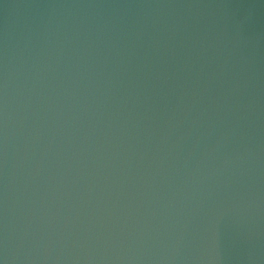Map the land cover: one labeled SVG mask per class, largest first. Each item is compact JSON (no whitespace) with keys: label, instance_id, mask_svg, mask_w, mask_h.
<instances>
[{"label":"water","instance_id":"water-1","mask_svg":"<svg viewBox=\"0 0 264 264\" xmlns=\"http://www.w3.org/2000/svg\"><path fill=\"white\" fill-rule=\"evenodd\" d=\"M3 264H264V0H0Z\"/></svg>","mask_w":264,"mask_h":264},{"label":"clouds","instance_id":"clouds-1","mask_svg":"<svg viewBox=\"0 0 264 264\" xmlns=\"http://www.w3.org/2000/svg\"><path fill=\"white\" fill-rule=\"evenodd\" d=\"M0 264H3V262H2V261H0Z\"/></svg>","mask_w":264,"mask_h":264}]
</instances>
